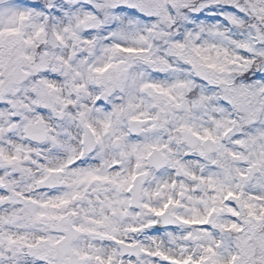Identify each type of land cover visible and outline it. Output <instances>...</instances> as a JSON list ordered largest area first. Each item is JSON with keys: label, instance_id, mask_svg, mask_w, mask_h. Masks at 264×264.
I'll return each mask as SVG.
<instances>
[{"label": "clouds", "instance_id": "obj_1", "mask_svg": "<svg viewBox=\"0 0 264 264\" xmlns=\"http://www.w3.org/2000/svg\"><path fill=\"white\" fill-rule=\"evenodd\" d=\"M0 264H264V0H0Z\"/></svg>", "mask_w": 264, "mask_h": 264}]
</instances>
